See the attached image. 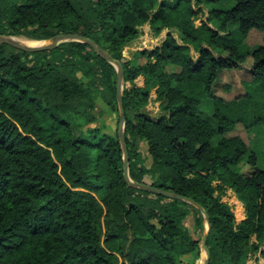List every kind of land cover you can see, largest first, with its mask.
Returning a JSON list of instances; mask_svg holds the SVG:
<instances>
[{"label": "trees", "instance_id": "trees-1", "mask_svg": "<svg viewBox=\"0 0 264 264\" xmlns=\"http://www.w3.org/2000/svg\"><path fill=\"white\" fill-rule=\"evenodd\" d=\"M209 1L0 0V34L43 40L79 33L119 60L131 82L123 90L130 178L201 204L210 220L207 264H244L264 246V169L230 133L264 122L250 88L264 92V0L209 8L195 25ZM146 22L167 34L125 58ZM253 29L263 41L243 52ZM245 61L243 92L216 93L219 77ZM194 84L213 102L211 114L201 111L202 97L182 88ZM155 87L160 113L151 117L144 106ZM96 94L116 115L113 132L90 126L99 119ZM117 124L115 69L89 46L64 42L30 53L0 43V264L198 263L201 213L126 184ZM240 163L248 168L240 171ZM214 180L243 204L240 222L214 196Z\"/></svg>", "mask_w": 264, "mask_h": 264}, {"label": "rangeland", "instance_id": "rangeland-1", "mask_svg": "<svg viewBox=\"0 0 264 264\" xmlns=\"http://www.w3.org/2000/svg\"><path fill=\"white\" fill-rule=\"evenodd\" d=\"M233 5H234V0H215V1H209L208 3L202 4L199 7L202 10L198 11L197 15H195L194 17V23L197 26H199L200 23L206 19L204 18V16L206 14L205 17H207V11L209 8L229 9ZM209 26L215 28L213 23H211ZM236 27L237 25L233 26V28H236ZM165 31L166 29H162L160 30L158 34H156L150 28L149 23L146 22L144 25L141 26V32L138 38L134 40L138 42L134 43V47H131L130 44L125 46L123 49V56L127 59L128 58L130 59L133 56V54H135V52L138 50L140 51L141 50H152L154 47L160 45L161 41L165 37L164 36ZM262 34L263 33H261V31L259 30H256V29L251 30L248 37L246 38V41L241 46V50L243 52L247 50H251L254 46L262 43L263 41ZM21 38H24V37H21ZM189 49H190L189 50L190 54L194 55L193 47L190 46ZM138 60L140 63L145 61L143 57H139ZM150 60H152V58H150ZM249 66H250V63L248 61L245 63V66L243 65L240 68V70L238 69L239 71L236 70L235 72L231 74H227V75L222 74V77H219V81L215 87V92L218 94H224V92H229L231 88L236 87L237 88L236 93H240V92L242 93L243 89L239 87L238 79L244 81L242 82V84L249 81V78H250ZM222 80L227 82L230 89L224 88V84L222 83L223 82ZM140 82H141V77L140 76L136 77V79L134 80L135 85L143 86L144 84ZM130 87H131V82L125 81L123 84V89H129ZM156 88L157 87L152 88L150 90L149 98L147 100L146 105L144 106V110L148 111L151 117H156L160 113V109H159L160 99H159L158 93L156 92ZM182 88L187 93L199 95L200 97L203 98V104L201 106L202 107L201 111L203 112V114L212 113V110L214 109L213 102L208 97L203 95L202 90L201 88H199L198 85L194 84L190 87L182 86ZM250 88H252V94L254 96L253 108L254 109L256 108L257 112L259 111L261 114H264V92L260 89L259 85L255 83L251 84ZM95 101H96L95 114L98 116L99 119L95 123L91 124L90 126H98L105 132H113L114 129L116 128V115L108 109L107 105H105V103L102 101V99L97 94L95 95ZM230 134L239 135L248 143L249 147L257 155V163H256L257 167L260 169H264V122L254 125L249 131H246L241 124H237L235 130L232 131ZM141 149L143 153L146 154L145 143H141ZM245 166L248 168V165H243V163H240L239 165L235 167L237 169H240V171H243ZM212 185L214 187V193H213L214 196H218L221 199V201L228 203L231 210L232 211L234 210V212H236L238 206L236 204L237 197L234 191L228 187L222 186L217 180H214L212 182ZM186 223H188L190 227H192L191 220H188Z\"/></svg>", "mask_w": 264, "mask_h": 264}, {"label": "water", "instance_id": "water-1", "mask_svg": "<svg viewBox=\"0 0 264 264\" xmlns=\"http://www.w3.org/2000/svg\"><path fill=\"white\" fill-rule=\"evenodd\" d=\"M19 38L21 37L0 34V43H5L15 48L24 50L26 52L33 53V52L53 49L57 47L59 44L64 42H81L89 46L99 57H101L103 60L110 63L114 67L116 73V104H117V116H118L117 135L122 151L123 177L125 179V182L129 187L137 190L147 191L150 193L161 195L166 198L181 200L183 202H186L190 206L194 207L197 211H199L203 217V229L199 243L198 261H200V264H207L206 240L210 230V220L206 210L201 206V204H199L194 199L188 196H183L173 191L164 190L161 188L151 186L149 184L134 181L129 176V158H128V152H127L125 136H124L125 112L123 107V90H124L123 84L125 81H124V73L121 62L115 59L114 57H112L111 54H109L106 50H104L101 46H99L95 41L79 33H58L49 39L35 40V41L43 42L42 44L35 46L26 45L20 42ZM263 250H264V246L260 248L259 250L260 254L262 253Z\"/></svg>", "mask_w": 264, "mask_h": 264}, {"label": "crops", "instance_id": "crops-1", "mask_svg": "<svg viewBox=\"0 0 264 264\" xmlns=\"http://www.w3.org/2000/svg\"><path fill=\"white\" fill-rule=\"evenodd\" d=\"M205 16H206V14H205ZM205 16H204V18H206ZM166 31H167V29H166ZM166 31H165L164 36L167 34ZM173 36L175 38H177L176 34H173ZM136 42H138V41H134L133 43H130V46L134 47V43H136ZM139 76L141 77V82L140 83L143 84L144 77H143V75H139ZM136 86L141 87V85H136ZM238 203H239V205H238ZM236 204L238 206L237 207V211L234 212V210H233V212H234V215H235L236 222H240V220H242L243 217H244V207H243V204L240 201H238L237 199H236ZM195 264H199V261H198V263H195ZM244 264H264V250L262 251L261 254H260L259 251L257 253L249 254V257L246 259Z\"/></svg>", "mask_w": 264, "mask_h": 264}, {"label": "bare ground", "instance_id": "bare-ground-1", "mask_svg": "<svg viewBox=\"0 0 264 264\" xmlns=\"http://www.w3.org/2000/svg\"><path fill=\"white\" fill-rule=\"evenodd\" d=\"M19 41L26 44V45H32V46H35V45H39V44H42L43 42H39V41H34V40H29V39H24V38H19Z\"/></svg>", "mask_w": 264, "mask_h": 264}]
</instances>
